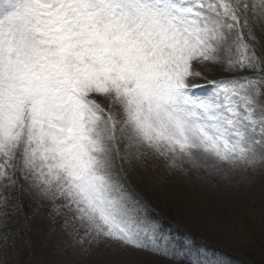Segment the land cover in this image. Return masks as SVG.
I'll list each match as a JSON object with an SVG mask.
<instances>
[{
	"label": "snow or ice",
	"instance_id": "1",
	"mask_svg": "<svg viewBox=\"0 0 264 264\" xmlns=\"http://www.w3.org/2000/svg\"><path fill=\"white\" fill-rule=\"evenodd\" d=\"M194 64L239 74L195 84ZM153 159L264 168V0H0V207L26 186L81 245L218 264L127 190L123 165Z\"/></svg>",
	"mask_w": 264,
	"mask_h": 264
},
{
	"label": "rangeland",
	"instance_id": "2",
	"mask_svg": "<svg viewBox=\"0 0 264 264\" xmlns=\"http://www.w3.org/2000/svg\"><path fill=\"white\" fill-rule=\"evenodd\" d=\"M193 68L205 78L192 79L195 84L239 74L219 65L194 64ZM119 175L150 218L159 221L173 243L189 249L193 259L203 256L218 264H255L253 259L250 263L226 254L224 248H230L254 255L264 264V168L224 176L203 169L168 170L163 160L153 159L124 164ZM9 193L11 205L0 207V221L9 220L26 235L21 233L25 237L20 245L11 242L12 252L9 244L0 249V264H180L110 240L89 244L86 239L81 245L68 235L71 227H64V216L55 215L50 202L26 186L21 199H16V191Z\"/></svg>",
	"mask_w": 264,
	"mask_h": 264
},
{
	"label": "trees",
	"instance_id": "3",
	"mask_svg": "<svg viewBox=\"0 0 264 264\" xmlns=\"http://www.w3.org/2000/svg\"><path fill=\"white\" fill-rule=\"evenodd\" d=\"M4 221L7 222L8 228L10 229L8 244L10 246V251L12 252L11 249L13 248L14 244L20 245L22 243V241L24 240V237H25L23 235L25 233H23L24 231L23 232L16 231L15 226L11 222H9V220H4ZM0 223H2V221H0ZM21 233H23V235ZM11 242L13 243V245L11 244ZM263 245H264V243H263ZM2 250H5V248H3ZM224 251L226 252V254H228L232 257L240 256L242 259H246L250 263H251V261L249 259H253V262L255 261L254 262L255 264H261L259 261L258 262L256 261V259L254 258L255 257L254 255H248L247 252H240L238 250L230 249V248H224Z\"/></svg>",
	"mask_w": 264,
	"mask_h": 264
}]
</instances>
